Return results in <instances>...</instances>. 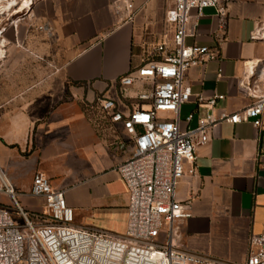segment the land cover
<instances>
[{"label": "crops", "instance_id": "obj_1", "mask_svg": "<svg viewBox=\"0 0 264 264\" xmlns=\"http://www.w3.org/2000/svg\"><path fill=\"white\" fill-rule=\"evenodd\" d=\"M133 3V21L121 23L111 0H0V168L24 198L31 197L33 175L45 174L64 192L76 227L115 236L124 234L128 206L116 168L133 145L120 124L99 113L97 100L110 99L128 113L134 91L121 100L118 79L142 64L141 42L171 37L165 14L173 0ZM202 14L188 43L217 47L220 59L186 72L192 102L181 107V120L205 112L193 103L196 95L224 96L215 115L243 110L251 100L241 84L264 60V41L252 38L264 21V0H232L222 19L212 8ZM39 39L44 44L36 50ZM52 41L63 59L54 67L36 57L51 52ZM195 155L196 173L175 190L176 199L190 205L178 224L180 243L218 260L243 261L250 236L264 227V114L259 128L219 124ZM7 201L0 194V205ZM26 204L42 211L41 199Z\"/></svg>", "mask_w": 264, "mask_h": 264}, {"label": "built area", "instance_id": "obj_2", "mask_svg": "<svg viewBox=\"0 0 264 264\" xmlns=\"http://www.w3.org/2000/svg\"><path fill=\"white\" fill-rule=\"evenodd\" d=\"M111 1L121 23L133 21V0ZM230 1L173 0L165 14L170 39L156 46L153 59L118 79L121 100H128L134 91L132 109L125 114L114 101L97 100L99 113L111 123L120 124L133 145L130 157L116 168L128 193L124 234L76 227L74 211L66 204L64 192L55 189L40 172L32 177L30 196L42 200V211L22 209L0 168V194L7 196L14 207L10 210L0 205V264H264V227L250 236L247 255L240 262L190 251L178 236V224L189 217L190 205L177 200L175 190L185 175L196 173V148L210 141L219 124L251 123L259 128L264 114L261 60L253 77L241 84L242 92L251 100L243 110L215 115L214 107L224 96L214 94L205 99L196 95L193 103L205 112L180 118L181 107L192 102L186 72L220 59L217 47L188 40L195 37L205 9H214L222 19ZM252 38L264 41V21L258 23ZM194 119L196 124L190 127Z\"/></svg>", "mask_w": 264, "mask_h": 264}, {"label": "rangeland", "instance_id": "obj_3", "mask_svg": "<svg viewBox=\"0 0 264 264\" xmlns=\"http://www.w3.org/2000/svg\"><path fill=\"white\" fill-rule=\"evenodd\" d=\"M39 29V28H38ZM37 27H36V31L35 33H41L42 30H38ZM164 40V37H157L155 40H146V41H143L141 42L140 46L138 47V52H139V57H140V60H141V63H146L147 61L151 60L154 58L153 54H154V49L156 48V46L160 43V42H163ZM36 50H38V48H40V46H42V44H44L41 39L37 40L36 41ZM47 44H50L49 45V48L52 49L51 52H46V53H40V54H36V57H37V61L40 63H43V64H46L47 65V60H51V64L52 66L54 67L55 65L58 64V62H61L63 61V59L61 57H57V55L59 54V47L57 46L56 42L55 41H52L51 43H47ZM3 45H8V43H2V46ZM26 46V44H21L20 48H25L24 46ZM9 46H7L6 48H9ZM1 49V47H0ZM184 112H182V116L184 117ZM17 191V190H16ZM8 199V198H7ZM16 199L18 201V204L22 207V209L26 210V211H32L34 212L31 208L28 207V205L26 204V201L29 200L30 202L33 203V201L35 200V198L33 197H26L24 198L23 196H20L17 192H16ZM3 207L7 208V209H10V210H13L14 207L12 206V203L11 201L8 199L7 203L5 205H2ZM42 210V206H41V209L40 211ZM12 212V211H11ZM13 215L15 216L16 218V221L17 222H21V219L20 217L15 214L14 212H12Z\"/></svg>", "mask_w": 264, "mask_h": 264}, {"label": "bare ground", "instance_id": "obj_4", "mask_svg": "<svg viewBox=\"0 0 264 264\" xmlns=\"http://www.w3.org/2000/svg\"><path fill=\"white\" fill-rule=\"evenodd\" d=\"M15 3V2H14Z\"/></svg>", "mask_w": 264, "mask_h": 264}]
</instances>
